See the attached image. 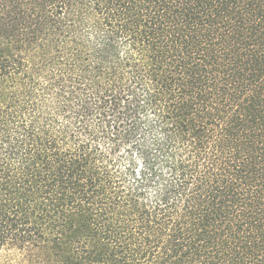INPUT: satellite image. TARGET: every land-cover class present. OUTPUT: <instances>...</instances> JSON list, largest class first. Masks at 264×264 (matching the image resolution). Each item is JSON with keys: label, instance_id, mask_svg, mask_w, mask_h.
I'll use <instances>...</instances> for the list:
<instances>
[{"label": "trees", "instance_id": "1", "mask_svg": "<svg viewBox=\"0 0 264 264\" xmlns=\"http://www.w3.org/2000/svg\"><path fill=\"white\" fill-rule=\"evenodd\" d=\"M0 264H264V0H0Z\"/></svg>", "mask_w": 264, "mask_h": 264}, {"label": "rangeland", "instance_id": "2", "mask_svg": "<svg viewBox=\"0 0 264 264\" xmlns=\"http://www.w3.org/2000/svg\"><path fill=\"white\" fill-rule=\"evenodd\" d=\"M4 252H0V260L4 257Z\"/></svg>", "mask_w": 264, "mask_h": 264}]
</instances>
